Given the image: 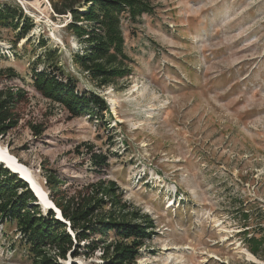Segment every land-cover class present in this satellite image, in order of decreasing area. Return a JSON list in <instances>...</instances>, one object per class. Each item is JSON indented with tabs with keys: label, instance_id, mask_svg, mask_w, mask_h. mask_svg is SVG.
<instances>
[{
	"label": "rangeland",
	"instance_id": "obj_1",
	"mask_svg": "<svg viewBox=\"0 0 264 264\" xmlns=\"http://www.w3.org/2000/svg\"><path fill=\"white\" fill-rule=\"evenodd\" d=\"M136 1L150 11L121 14L123 47L94 61L109 70L102 74L74 60L86 42L69 28V11L56 13L66 0H0L32 23L23 39L19 28L0 29V69L15 74L2 84L25 95L0 146L48 197L96 202L90 219L105 213L145 228L134 264H264V0ZM80 2L84 12L89 3ZM34 67L97 95L108 110L73 114L34 88ZM47 173L58 191L50 192ZM89 239L121 242L111 230ZM77 251L57 261L103 264L99 247L89 257ZM34 258L16 221H0V264Z\"/></svg>",
	"mask_w": 264,
	"mask_h": 264
},
{
	"label": "trees",
	"instance_id": "obj_2",
	"mask_svg": "<svg viewBox=\"0 0 264 264\" xmlns=\"http://www.w3.org/2000/svg\"><path fill=\"white\" fill-rule=\"evenodd\" d=\"M89 6L83 12L79 10L80 0H66L67 4L58 9L54 5L56 13L63 15L67 11L71 13L72 22L69 28L76 34L85 37L86 45L82 51L76 52L74 60L83 69L93 73H108L98 67L100 61L108 53L116 52L123 47L122 39L118 33V22L121 14L128 13L130 18L137 14L150 11L149 5L136 0H84ZM22 20V24L19 26ZM78 23L84 24L83 27ZM13 27L20 30L19 38L23 39L31 30L32 23L23 15L18 5L5 3L0 7V29ZM18 37L13 44L16 45ZM42 46L45 43L42 41ZM47 52V53H46ZM51 51H45L44 58L50 62ZM50 58V59H49ZM15 76L12 68L0 69V133L4 134L8 129L15 127L18 122V105L25 97L19 88L3 85L4 78ZM96 77L98 75H95ZM32 80L34 88L47 98L61 103L73 114H79L83 110H89L94 106L99 114L108 110L104 101L95 94L79 92L71 80H60L49 69L37 70L33 68ZM100 115L97 116L98 119ZM101 118V117H100ZM39 135L38 129L33 127ZM96 167L101 168L106 164V159L99 155H92ZM46 185L50 192L58 191L60 181L49 173L45 175ZM50 200L60 210L61 217L48 209L42 214L29 183L16 173L7 170L0 162V221H16L22 238L29 245L30 252L35 256L33 264H60L57 259H64L70 250L78 254L77 249H83L84 256H91L96 248L103 251V264H134L139 251L138 247L149 233L140 225L129 222L117 221L110 215L101 214L98 219H90L97 209L95 204L75 206L64 196L50 195ZM102 200L99 199L98 202ZM67 221V222H66ZM150 222L149 228H152ZM148 228V227H146ZM72 231V236L69 233ZM111 230L119 244L98 245L101 240L89 239L90 233L98 232L103 235ZM138 240L139 242H137ZM83 243V246L80 244ZM54 253L51 255L50 251ZM112 248V252L109 250ZM75 264V263H73Z\"/></svg>",
	"mask_w": 264,
	"mask_h": 264
},
{
	"label": "bare ground",
	"instance_id": "obj_3",
	"mask_svg": "<svg viewBox=\"0 0 264 264\" xmlns=\"http://www.w3.org/2000/svg\"><path fill=\"white\" fill-rule=\"evenodd\" d=\"M0 162L5 164L14 173L20 175L22 179L28 181L29 185H31V188L37 193L39 197V201L41 202V205L44 207V209H47V207L52 205L51 203L52 201L50 200V197H48L46 191L43 189L41 184L33 177L29 168L24 164H22L16 158V156H14L9 152V150L1 146H0ZM247 254L250 257L254 258L250 253L247 252Z\"/></svg>",
	"mask_w": 264,
	"mask_h": 264
},
{
	"label": "water",
	"instance_id": "obj_4",
	"mask_svg": "<svg viewBox=\"0 0 264 264\" xmlns=\"http://www.w3.org/2000/svg\"><path fill=\"white\" fill-rule=\"evenodd\" d=\"M28 182V181H27ZM30 186V188H31V185H29ZM32 191H33V193H34V195L36 196V197H38V195H37V193L32 189ZM55 205L53 204V202H52V205L51 206H49L48 208L49 209H53V210H55L56 212V214H57V216L58 217H61V212H59L60 210H58V209H56L55 207H54Z\"/></svg>",
	"mask_w": 264,
	"mask_h": 264
}]
</instances>
